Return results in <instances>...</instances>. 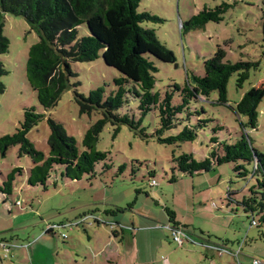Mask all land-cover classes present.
I'll return each instance as SVG.
<instances>
[{
    "label": "rangeland",
    "instance_id": "obj_1",
    "mask_svg": "<svg viewBox=\"0 0 264 264\" xmlns=\"http://www.w3.org/2000/svg\"><path fill=\"white\" fill-rule=\"evenodd\" d=\"M222 4L229 7L221 22H209L187 33L181 31V24L204 7L213 9ZM137 11L163 21L142 26L154 29L158 40L176 59L175 64L155 60L158 72L154 74L153 92L161 97L171 85L184 86L187 74L202 77L203 62L214 55L218 46L226 53L225 61L258 63V67L249 70V77L240 88L236 82L238 75L231 76L225 105L217 102L215 92L191 102V110L200 116H192L190 125L197 120L211 121L206 129L197 132L193 142L161 144L155 135L159 128L155 109L143 118L144 138L127 126H121L113 136L114 127L106 124L96 144L97 151L106 153V160L96 165L92 179L84 176L79 181L66 180L60 176L62 169H58L51 174L46 190L28 186L27 172L32 162L27 156H19L18 146L10 147L5 157L0 155V185L13 169L23 172L16 177L11 196L0 194V238L14 243L7 258L0 256V264H107L100 254L95 257L94 253L112 237L111 225L124 230L116 227L119 249L112 246L108 251L121 261L122 255L128 257L130 264H264V237L250 226V219L236 203L254 185V179L237 178L235 165L229 163L192 176L174 170L176 181L170 182L172 156L188 154L196 161L208 157L214 148L210 143L214 136L212 128L221 127L215 136L228 144L235 143L240 135L239 122L246 119L236 116L232 109L246 93L264 84V0H141ZM77 31L78 38L87 35L84 26ZM3 36L10 45L8 53L0 56L8 72L1 78L5 91L0 95V137L16 132L24 109L44 113L25 76L28 50L37 42L36 34L22 18L6 15ZM71 70L76 76L70 84H77L75 90L85 97L98 88L108 96L116 89L114 79L121 77L104 64L101 56L93 62L72 63ZM128 98V104L118 113L137 122L138 102ZM179 103L175 94L172 104ZM257 113V128L245 133L253 147L264 154V94ZM179 117L183 122L164 132L163 138L175 136L187 124L186 115ZM47 118L60 123L81 147L85 132L101 114L80 115L73 89H68L56 107L26 136L44 155L49 151ZM104 165L109 168L102 170ZM151 181L156 184L150 186ZM229 193L235 194L233 202L227 199ZM117 208L121 211L115 212ZM165 208L185 225L187 238L181 246L167 229L170 225ZM80 218L85 219L75 226ZM210 246L228 251L221 257L209 250Z\"/></svg>",
    "mask_w": 264,
    "mask_h": 264
},
{
    "label": "trees",
    "instance_id": "obj_2",
    "mask_svg": "<svg viewBox=\"0 0 264 264\" xmlns=\"http://www.w3.org/2000/svg\"><path fill=\"white\" fill-rule=\"evenodd\" d=\"M140 2L141 0H0V56L8 53L10 45L9 40L3 36L6 15L22 18L38 38L28 50L25 76L44 113L39 114L34 108L24 109L22 122L16 132L0 137L2 157H5L10 147L18 146L19 156H27L31 160L32 167L27 172L26 180L28 186H40L46 190L51 174L58 169H62L60 176L66 180L79 181L84 176L94 178L96 165L105 161L107 156L106 153L96 150L98 137L104 126L111 124L114 127L113 136L119 132L121 126H127L144 138L145 129L141 128V124L152 109L158 112L159 128L155 135L161 144L180 145L193 142L197 132L206 129L211 121L197 120L196 124L190 125L188 121L192 116H200L199 112L191 110V102L215 92L217 102L225 105L227 84L231 76L238 75L236 82L240 88L248 79L249 70L258 67V63L225 61L226 53L218 46L214 55L203 62L202 77L193 73L187 74L184 86L171 85L169 91L161 97L159 93L153 92L154 74L158 72L155 60L175 64L176 59L158 40L154 29L142 26L144 23L159 24L163 21L148 12L139 13L137 9ZM228 7L225 4L213 9L204 7L197 15L181 24V31L187 33L201 29L209 22H221ZM81 26L86 28L87 35L78 38L77 30ZM100 56L104 64L118 71L121 77L114 79L116 89L108 96L104 89L98 88L85 97L75 90L77 84H70V79L76 76L71 70V64L93 62ZM7 74L0 62V95L5 91L1 78ZM70 88L73 89V100L80 115L90 116L97 112L101 114V118L85 132L81 147L73 137L66 134L60 123L47 118L49 151L44 155L34 148L26 136L46 118V113L56 107L62 94ZM175 94L180 98L178 105L172 104ZM263 94L264 84H261L258 90L246 93L232 109L236 116L246 119L245 122H239L241 133L235 143L220 141L215 135L222 128H212L214 136L210 143L214 148L208 157L196 161L188 154L172 156L174 167L170 178V182L176 181L174 170L192 176L209 172L218 165L234 164L233 171L237 178H252L255 181L241 201L236 203L250 219V226L259 230L262 237L264 154L253 147L245 130L257 128V109ZM129 96L138 102L140 118L137 122L130 120L126 114L118 113L128 104ZM182 114L186 115L187 124L175 136L163 138L164 132L183 122L179 117ZM108 168V165H104L102 170ZM123 168L124 166L121 170ZM22 172V169L15 168L3 178L0 185L2 196L12 195L16 177L22 175ZM233 195L235 194L227 195L229 202H233ZM119 211V208L115 210ZM165 212L171 227L183 230L184 226L175 221L174 212L167 208ZM94 223L98 224V221L94 220ZM114 230L113 236H117Z\"/></svg>",
    "mask_w": 264,
    "mask_h": 264
},
{
    "label": "crops",
    "instance_id": "obj_3",
    "mask_svg": "<svg viewBox=\"0 0 264 264\" xmlns=\"http://www.w3.org/2000/svg\"><path fill=\"white\" fill-rule=\"evenodd\" d=\"M175 221L178 222L181 226H184L185 227V225H183L182 223H180L179 221H177V219H175ZM95 224L98 225L97 223H95ZM170 226H172V225H170ZM122 230H124V229H122ZM0 243H3L4 244V247L7 249V252L8 253L11 252L10 251L11 250L10 248H11V244H14L13 242L6 241V240L0 238ZM119 245H120V243L117 240V236H113L112 235V237L109 239L108 242H106V244L104 245V247L101 250H99L98 252H95L94 255L96 257V255H99L100 254L99 256H101V258L103 257V259H102L103 262L106 261L107 264H119V263H122L123 264L126 261H127L128 264H130L129 261H128V257L126 259V256L122 255V257H121L122 258V261H121L120 259H118V255L113 254V253H111V252L108 251L109 250V247H112V246L114 247L115 250H118L119 249ZM7 252H5L4 249H3V247L0 246V256H3L4 258H7V255H8ZM223 254L222 255H219V256L223 257ZM13 256H14V253L12 254V256L10 258L12 259ZM0 261H1V259H0ZM11 264H13V262H11Z\"/></svg>",
    "mask_w": 264,
    "mask_h": 264
},
{
    "label": "built area",
    "instance_id": "obj_4",
    "mask_svg": "<svg viewBox=\"0 0 264 264\" xmlns=\"http://www.w3.org/2000/svg\"><path fill=\"white\" fill-rule=\"evenodd\" d=\"M155 184H156L155 181H151V182H150V186H153V185H155ZM83 219H85V218H81V219H79V221L75 223V226H77V225H79L80 223H82ZM69 226H71V224H70ZM116 227H119V228H121V229L123 228V227H121V226H116ZM116 227H115V225H114V226L111 225V229H112V231H113L114 229H116ZM167 229L171 232V235H172L173 241L176 242L179 246H181V245L185 242V240H186L187 237H186V235H185V232H184L181 228L177 229V228H172L171 226H169V227H167ZM0 246L3 247V249H4L5 252H7V249L4 247V244H3V243H0ZM208 248H209V249H213V250H215L216 252L219 253V255H222L223 253L226 252V250L219 249V248L212 247V246H210V247H208ZM236 256H237V255H236ZM254 264H257V261H254Z\"/></svg>",
    "mask_w": 264,
    "mask_h": 264
}]
</instances>
